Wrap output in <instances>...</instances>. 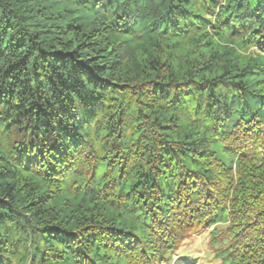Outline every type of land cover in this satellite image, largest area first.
Segmentation results:
<instances>
[{
    "label": "trees",
    "instance_id": "trees-1",
    "mask_svg": "<svg viewBox=\"0 0 264 264\" xmlns=\"http://www.w3.org/2000/svg\"><path fill=\"white\" fill-rule=\"evenodd\" d=\"M264 264V0H0V264Z\"/></svg>",
    "mask_w": 264,
    "mask_h": 264
},
{
    "label": "rangeland",
    "instance_id": "rangeland-1",
    "mask_svg": "<svg viewBox=\"0 0 264 264\" xmlns=\"http://www.w3.org/2000/svg\"><path fill=\"white\" fill-rule=\"evenodd\" d=\"M212 236L210 231H203L199 234H193L189 237L188 241L182 246L185 251L190 254V259L194 256L199 255V261L210 264L208 251L210 252L213 246L211 245ZM214 249V248H213Z\"/></svg>",
    "mask_w": 264,
    "mask_h": 264
}]
</instances>
